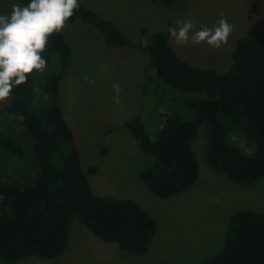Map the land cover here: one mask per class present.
Listing matches in <instances>:
<instances>
[{
	"label": "rangeland",
	"instance_id": "obj_1",
	"mask_svg": "<svg viewBox=\"0 0 264 264\" xmlns=\"http://www.w3.org/2000/svg\"><path fill=\"white\" fill-rule=\"evenodd\" d=\"M14 0H0V14L11 10ZM88 8L118 24L133 42L149 45L153 33L166 30L175 21L191 19L198 29L212 27L221 17L232 32L218 49L208 46L172 48L194 66L226 72L232 63L237 40L242 37L264 39V0H177L163 7L152 0H79ZM144 30L148 32L143 34ZM64 34L72 53L63 71L60 56L53 57L44 72L35 73L34 108L47 106L44 84L60 76L59 107L75 134L82 168L95 195L114 200H130L155 220L157 233L145 255L124 252L117 244L105 242L75 218L70 227L67 249L58 258L31 257L0 264H198L219 254L224 247L230 217L238 211L264 212V178L249 184L233 183L207 163V134L202 126L193 142L200 173L196 184L170 198L152 194L141 180L144 169L153 161L142 152L131 133L124 128L141 116L146 133L157 139L167 118L184 115L194 118L191 101L205 93L183 92L161 80L141 49L109 48L101 34L80 22L66 25ZM88 80L95 83L90 85ZM113 85H119V91ZM12 97L0 107L7 105ZM112 130L111 133H108ZM24 136L19 115L0 117V180L18 187L32 186L38 170L30 148L25 158H17L2 147L4 141H21ZM231 143L245 155L254 154L242 132L233 130ZM104 150L106 153L104 154ZM61 154L54 158L62 164ZM92 167L98 169L90 175Z\"/></svg>",
	"mask_w": 264,
	"mask_h": 264
},
{
	"label": "trees",
	"instance_id": "obj_2",
	"mask_svg": "<svg viewBox=\"0 0 264 264\" xmlns=\"http://www.w3.org/2000/svg\"><path fill=\"white\" fill-rule=\"evenodd\" d=\"M176 1L152 0L166 8ZM20 2L26 4L28 0ZM79 3L67 25L80 22L91 27L109 48L141 49L150 57L161 80L183 92L206 94L204 99L188 104L194 112L193 119L184 115L167 118L157 139L146 133L141 116L125 124L139 149L154 158L141 174L152 194L170 198L196 184L200 168L192 145L202 126L207 134L210 168L240 185L264 178V39L239 38L229 69L220 73L183 60L172 48L167 29L153 33L149 45L144 46L141 41L133 42L111 19ZM147 32L144 30L143 34ZM71 53L63 30L50 39L42 55L47 64L54 56H60L64 71ZM36 79L34 72L30 74L25 84L13 90L11 101L0 107V117L19 115L24 128L21 141L8 139L2 147L20 159L26 157L30 148L38 170L32 186L21 188L0 180V261L58 258L69 245L75 218L124 252L147 254L157 233L155 220L133 201L94 194L82 168L75 134L59 107L61 77L45 81L48 100L41 111L34 108ZM233 130L242 132L247 143L255 147L252 156L231 143ZM58 154L62 164L56 166L54 158ZM97 173L96 167L89 171L90 175ZM198 264H264V212L234 213L223 250Z\"/></svg>",
	"mask_w": 264,
	"mask_h": 264
},
{
	"label": "clouds",
	"instance_id": "obj_3",
	"mask_svg": "<svg viewBox=\"0 0 264 264\" xmlns=\"http://www.w3.org/2000/svg\"><path fill=\"white\" fill-rule=\"evenodd\" d=\"M79 7V0H28L26 4L14 0L10 12L0 14V104L7 102L13 90L25 84L34 71H45L47 60L42 54ZM231 32L232 26L224 17L212 27L201 25L197 29L191 19H180L167 27L169 40L177 46L214 49L226 44ZM113 87L119 91V85Z\"/></svg>",
	"mask_w": 264,
	"mask_h": 264
}]
</instances>
